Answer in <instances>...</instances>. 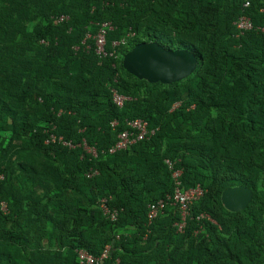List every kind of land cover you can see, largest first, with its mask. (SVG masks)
<instances>
[{
  "label": "trees",
  "instance_id": "1",
  "mask_svg": "<svg viewBox=\"0 0 264 264\" xmlns=\"http://www.w3.org/2000/svg\"><path fill=\"white\" fill-rule=\"evenodd\" d=\"M243 13L253 28L237 36ZM103 21L116 56L100 59L86 36ZM263 24L264 0H0V264H79L76 249L106 245L101 264H264ZM142 41L191 51L195 70L170 84L136 78L122 58ZM134 118L155 133L108 153ZM173 170L181 189L204 190L182 232L173 205L147 225ZM236 185L252 198L231 212L220 197Z\"/></svg>",
  "mask_w": 264,
  "mask_h": 264
},
{
  "label": "built area",
  "instance_id": "2",
  "mask_svg": "<svg viewBox=\"0 0 264 264\" xmlns=\"http://www.w3.org/2000/svg\"><path fill=\"white\" fill-rule=\"evenodd\" d=\"M243 8H247L250 5V0H240ZM67 15H61L57 18L58 22L67 20ZM237 33L236 35H242L245 31H248L253 28L252 20L246 14L239 15L233 22ZM98 25L97 31L95 34L90 35L87 34L86 37H91L94 40V52L98 56V58H104L106 56H116L115 50H107L106 49V36L108 31L114 28V25L110 21H103ZM259 30L264 32V24L258 27ZM123 42V40H122ZM82 44L85 45L87 49L90 48L89 44L85 43V39L82 41ZM119 44V41H113L112 47ZM74 49H78V46H74ZM114 65V64H113ZM111 96L112 101L117 107H122L124 101L128 99L127 96L120 94L116 89L111 88ZM178 105V103L174 104V106ZM117 121H113L111 124L116 125ZM155 133V129H151L148 126V122L141 118L127 119L125 121V128L117 134L115 142L110 145L106 151L108 153H114L119 150H123L127 148L129 145H132L138 141L148 139ZM46 143L51 142H59L64 146L69 148H73L74 144L71 141L65 140L62 136H57L54 133H49L48 137L45 140ZM82 148L87 153L93 157L98 155V152L95 147L90 146L83 139ZM103 152V150L101 151ZM170 168H172L173 163L169 160H165ZM97 173V171L87 173V176H91ZM180 174V170H173L172 176L175 180V188L172 194H167L164 198H159L153 202H150L147 205V225L151 224L154 219H156L160 214L164 212V209L167 205H173L177 207L179 218L174 223L176 230L178 232H182L186 225V221L188 216L190 215V206L191 204L198 200L204 193L203 188L197 184L193 187H189L187 189L180 188V182L178 180V176ZM109 198L101 197L98 200V205L102 213L111 220H115L117 217V211L115 209H111L108 205ZM4 208V206H3ZM209 219L211 218L204 213H201L197 216V219ZM110 250V246L106 245L104 249L98 255H93L88 252L84 248L76 249L77 259L79 264H101L102 261L108 256Z\"/></svg>",
  "mask_w": 264,
  "mask_h": 264
},
{
  "label": "water",
  "instance_id": "3",
  "mask_svg": "<svg viewBox=\"0 0 264 264\" xmlns=\"http://www.w3.org/2000/svg\"><path fill=\"white\" fill-rule=\"evenodd\" d=\"M197 58L187 49H166L155 41L135 44L123 55L122 67L138 79L150 83L170 84L186 78L196 68ZM222 205L231 212L246 207L252 190L244 185L225 188L221 193Z\"/></svg>",
  "mask_w": 264,
  "mask_h": 264
}]
</instances>
